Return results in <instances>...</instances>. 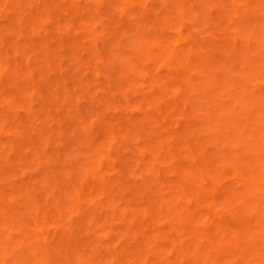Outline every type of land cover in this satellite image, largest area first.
I'll list each match as a JSON object with an SVG mask.
<instances>
[{"label": "rangeland", "instance_id": "obj_1", "mask_svg": "<svg viewBox=\"0 0 264 264\" xmlns=\"http://www.w3.org/2000/svg\"><path fill=\"white\" fill-rule=\"evenodd\" d=\"M29 1H1L0 27L13 16L12 5ZM36 1L48 2V13L40 18L21 12L25 24L14 38L28 60L46 58L44 69L33 70L30 94L36 108L51 106V133L38 128L41 119L25 124L26 111L2 96L0 107L12 118L0 121V151L16 163L21 178L52 168L64 186L80 189L85 176L79 169L87 151L79 133L65 125L73 109L108 114L98 118L92 111V124L115 123L113 117L126 111V123L109 133L107 151L113 159L103 167L114 174L121 152L134 169L127 171L130 190L117 195V212L107 206L104 187L90 182L77 201L84 211L65 206L58 220L43 208L41 227L33 222L32 230L0 228V264H20L21 250L36 254L32 242L52 246L65 228L90 218L103 243L90 244L84 229L53 264H85L97 251L128 256L126 247L135 244L149 249V264H264V0H146L148 13L169 11L163 15L175 21L170 36L185 55L177 70H170L161 46L154 44L153 51L143 46L140 39L152 34L136 26L137 0L127 5L124 0ZM10 53L13 60L22 57ZM23 132L46 150L39 168L14 150L12 141ZM185 170L187 190L170 186ZM242 174L246 182L236 179ZM39 184L55 210L72 200L55 192L51 181ZM6 189L13 202L11 188ZM238 216L244 221L238 235L248 253L235 245L226 252L216 249L212 231L220 224L236 227ZM5 235L13 238L10 243L2 241ZM110 242L120 248L113 251Z\"/></svg>", "mask_w": 264, "mask_h": 264}, {"label": "bare ground", "instance_id": "obj_2", "mask_svg": "<svg viewBox=\"0 0 264 264\" xmlns=\"http://www.w3.org/2000/svg\"><path fill=\"white\" fill-rule=\"evenodd\" d=\"M1 1L10 0H0V2ZM124 1L125 5H127L128 0ZM137 1H139L140 4L133 10L140 13V19L139 21H136L138 22L136 26H138L139 29H147V31H150L152 34L148 38H144V34H141L140 38H144L143 40L140 39L143 43V46L148 48H152L154 44L161 46V54L162 56L166 57L167 61L169 62L170 70H177L180 62L185 60V55L178 49L177 44L170 36V30L174 27L175 21L170 19V15H163L169 11H161L151 14L147 12L150 8V4L146 0ZM49 6L50 4H48V2L36 0H31L28 4H14L12 5L13 16L8 19L5 25L0 27V97L3 96L11 107H22L26 111V115L24 116L25 124L32 125L35 123V121H37V119H41V122L38 124V128L42 131H45V133H51L49 131V127L47 126L50 121L47 116L52 115V111L48 109V107L51 106L43 103V105L36 108L32 104L30 90L33 86H35L33 70L35 68L44 69L46 58L44 59L43 56H38L33 60H28L25 57L26 51H24L22 43L16 40L14 37L18 35L20 31H22V26L25 24L23 18L21 17V12L31 11L41 18L43 15L48 13ZM75 16L80 21L84 20V18L80 17L78 13H76ZM113 17L114 15L111 18L112 20L114 19ZM31 26H33V23L30 24V27ZM153 50L154 48H152V51ZM11 51L20 52L22 55L21 59L13 60L10 53ZM188 56L189 59L192 58L191 54ZM49 103H52V101H49ZM92 111L95 112L98 118H108V114L99 111H88L75 108L73 109V118H70V120L65 124H68V127L76 130L80 135L78 139L86 143L84 149L87 151V154L85 153L87 162L80 166L79 169L85 176L80 189L75 187L73 190L70 189L69 186H64L61 182L59 172L52 168L48 171H40V169H38L37 172L29 173L25 178H21V176H18L16 163L6 160L3 152L0 151V172L2 174L0 177V228L7 230L11 227H23L25 229L32 230L34 223L37 224L38 227H41L46 221V219L40 216V210L43 208L47 209L48 213L54 216V219L61 220L65 215V206L82 209V207L77 204V201L80 199L81 194L83 193L84 183L90 182L101 184L104 187L103 198H107V206L113 211H119V208L116 204L117 195H126L128 193L127 191L130 190L128 189V183L131 180L127 176V171L133 170L134 167L131 162H128V159L121 152L116 154L120 161L117 164L118 169L114 174H110L109 171L105 170L103 165L112 161L113 159V157H111L107 151L112 141L109 133L112 132V130H114L116 127L121 128L126 123V119L124 118L126 111L125 113L121 111L120 114L113 117L115 123L108 119L105 122H100L98 124H92L88 121L89 117L94 116ZM4 118H12V115L7 112H3L2 108L0 107V121ZM104 132L106 133L104 134ZM21 136L22 137L20 139L12 141L16 154L25 161L28 160V162H30V166L39 168V164L37 163L44 158L43 152L46 151L44 146L39 144L38 139L32 138L29 133L23 132ZM27 148L30 149L28 152H26ZM50 158L55 161L56 157ZM185 172L186 170L182 171V173L179 172L180 178L172 182L170 186L181 191H186L187 184L184 183V181H186L184 180V177L186 176ZM198 172L199 174H202V176L205 174L203 171ZM72 175V172L67 174L68 178ZM243 177L244 175L242 174L237 176L236 179L246 182V178ZM133 180L135 182L139 181L138 178H134ZM49 181L52 182L51 188L55 192L72 197V200L66 204L55 205L58 207V210H55L52 206H50L49 202L47 201L48 197H46L48 190L39 184L40 182ZM8 186L11 188L12 194L15 198L13 202H10V195L6 189ZM235 191V188H231L232 193ZM90 195H92V193ZM40 197H43V206L39 203ZM234 204L238 205L236 202H234ZM162 205L163 204H160L159 206ZM81 211L84 210L82 209ZM238 217L241 221L236 217L233 218L236 222L234 223V225L236 224V227L220 224L214 228V231H212V244L216 249L226 252L231 246L235 245L243 254L248 253L246 245L241 241V236L239 237L238 235V232L240 231V229H237L238 225H240L241 222L244 224L243 219L240 216ZM93 224L94 222L90 218L87 220V222H81L76 228H65L64 233L58 240L55 241L52 246H46L41 243L32 242V245L35 247L36 254L32 256L30 253L21 250L20 254L24 257H21V259L24 260L21 261L24 264H53L54 261H57L58 256L63 253L64 247L70 245L71 241H78V238L80 237L79 233L83 232L84 229L90 244H102V237L99 236L96 231H94ZM231 229H234L237 234L229 236ZM33 230V232L39 231L37 228ZM31 236H33V234ZM1 237L4 243H10L13 239L10 235ZM137 237L139 239L144 238L139 234H137ZM149 238L150 241L155 240L152 237ZM110 248L113 251H116L117 248H120V246H116L110 242ZM188 248L190 250L192 249L191 247ZM126 250L128 251V256L123 254L104 255L102 251H97L89 255L87 259L83 261V263L130 264V260H132L131 258H134L138 264H149V249L146 247L135 244L127 246ZM194 250L198 252L197 246L194 248ZM21 261L20 264L22 263ZM132 262L135 261L133 260ZM182 264H191V262L187 260Z\"/></svg>", "mask_w": 264, "mask_h": 264}]
</instances>
